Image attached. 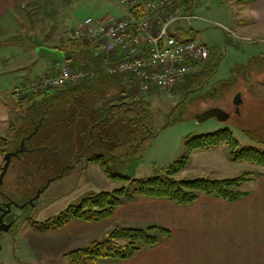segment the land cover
I'll list each match as a JSON object with an SVG mask.
<instances>
[{
    "label": "rangeland",
    "instance_id": "1",
    "mask_svg": "<svg viewBox=\"0 0 264 264\" xmlns=\"http://www.w3.org/2000/svg\"><path fill=\"white\" fill-rule=\"evenodd\" d=\"M91 1L93 2V0H36L35 5L29 6L34 10L26 8L21 12L25 14L24 17L9 19L10 24L2 25L0 31L8 33V36H11L10 39L23 40L29 47L34 48V52L27 55L25 46L21 45L23 41L9 44L10 40L0 39V43L8 42L7 46L0 47V57L9 56L16 61L15 64L11 63L12 67L9 71L0 73V81L4 87L9 84L10 79L12 83L14 79L16 82L22 78L33 77L12 89L11 93L15 96L16 90L24 85V82L27 84L33 79L45 76L42 75L45 72L49 74V65L58 62L37 57L34 39L42 41L46 47L49 45H53L50 48L63 47L59 45L58 39H52V37L62 35L63 41L66 42V36L72 28L81 24L88 15L93 14L87 6L92 3ZM230 1L191 0L190 6L193 5L192 11H194L192 15L196 16L197 20L191 27L184 22L182 24L184 32L173 31L182 40L196 41L206 45L209 51L212 50L216 58V64L212 66V71L215 73L196 92H191L192 87L186 85L188 82L182 79L169 90L151 92L148 95V99L151 98L152 119L153 123L155 120L157 134L148 145L145 155L140 161L120 163V166L108 164L113 174L128 177L130 180L113 181L99 165L88 162L87 158L98 153L96 144L79 157L85 148L84 142L80 144L74 141L62 148L61 152H52L41 149V142L37 138L28 141L27 147L30 150H39L25 152L19 159H14L1 187L4 194L2 198L6 196L17 205H25L51 179L55 180L41 194L35 208L28 206L14 209L13 213L19 221L10 232L3 233L0 238V264H71L67 256L70 252L86 248L94 241L105 239L108 232L118 226H130L124 221L145 215L144 208L140 206L124 208L121 205L115 210L111 219L102 222L75 221L62 229L49 232L34 228L35 224L38 226L54 218L71 206L80 205L92 194L112 192L123 187L133 190L137 187L135 182L137 180L165 176L171 164L187 155L185 143L190 136L230 130L239 142V148H256L264 152V34L242 32L233 27L226 18H219V16L223 17L224 10L228 14H233L235 8L248 7L247 2L243 6L238 4L237 7L231 8L228 6ZM29 2L30 0L24 4L27 5ZM209 7L216 10V15L205 12V9ZM218 9L221 11L220 15ZM108 17L111 16L105 15L100 18ZM15 35L17 37H14ZM86 62L88 61L85 60ZM61 64L76 66L73 62ZM212 68L207 69V73L210 74ZM112 80L116 81L115 87H117L114 93H118L116 90H120L123 85L124 89L131 91L132 87L125 85V80L118 75ZM93 83L94 81L90 82L92 85ZM45 93H56V91ZM13 95L8 94L4 97L12 105V109H17L11 118L15 124V130L12 129L8 138L6 137L9 140L8 152L15 151L25 138L23 136L33 128L31 117L25 109L16 104V100L23 99H18L16 96L15 98ZM237 96L240 99L239 105L235 101ZM210 109H220L231 117L227 121L212 118L198 123L197 116ZM31 114L35 115L37 111H31ZM189 157L187 170L179 173L178 179L194 180L204 177L225 179L239 177L245 172H254L259 175L264 173L263 167L255 164L232 161L229 156V147L226 145L211 151H196ZM0 159H2L0 167L3 169L5 155H1ZM67 167H73V169L65 170ZM244 187L242 186L241 191L245 189ZM174 216L171 212L168 216L158 215L165 224H170ZM128 228L140 229L141 227ZM172 232L176 238L164 240L170 243L164 246V249L169 246H178L177 241L182 233L177 229H173ZM228 233V229L223 228L215 240L218 257L226 254V249L221 242ZM163 244L160 243L158 247ZM184 246L186 247L183 250L180 249L176 255L180 261L172 262V264H192V261L199 258L196 253H188L194 250L188 243ZM173 258V253H169L166 256L159 255L158 259H151L148 263L159 264L163 259L172 261ZM204 260L207 259H200L198 262ZM209 261L211 264L215 262L214 258H209Z\"/></svg>",
    "mask_w": 264,
    "mask_h": 264
},
{
    "label": "trees",
    "instance_id": "2",
    "mask_svg": "<svg viewBox=\"0 0 264 264\" xmlns=\"http://www.w3.org/2000/svg\"><path fill=\"white\" fill-rule=\"evenodd\" d=\"M172 1L169 2V6L174 5ZM180 7L183 8L181 5ZM145 13L144 10H140L135 16L142 18L145 17ZM169 33L176 38L171 32ZM66 41V45L56 49L66 54V62L76 64V66L68 67L75 70L95 68L98 76L94 80H82L84 82L81 81L76 85H66L56 93L28 95L22 101L16 100V104L25 109L33 121L32 130L23 137L30 135L43 119L40 131L32 138H37L41 142V149L61 152L62 148L74 141L80 144L84 142L85 148L79 154L80 157L96 144L98 153L87 158L88 162L99 165L113 181L130 180L128 177L113 174L108 164L112 163L115 166L120 163L128 164L142 160L145 155L148 145L157 134L155 120L153 123L152 119L151 98L148 99L150 93L146 98H135L137 83L134 76H118L123 78L125 85L131 86L132 89L128 92L123 85L120 90H116L118 93H114L117 89L116 81L107 75L104 67L109 61H116L117 57H111L105 53L96 57L95 49L91 46L82 42ZM209 52V60L201 70L189 74L182 80L187 81L186 85L192 87L191 92L201 89L215 73L212 71V66L216 64V58L212 50ZM85 60L88 62L85 63ZM209 68H212L210 74L207 73ZM93 81V85L90 84ZM156 91L159 90L152 92ZM31 111H37V114L33 115ZM11 128L15 130L14 123ZM8 145L9 140L0 136V156L9 151ZM222 145L229 147V156L232 161H246L264 168V152L256 148H239L240 144L230 130L190 136L185 143L187 155L171 164L165 176L137 180L135 181L137 187L133 190L123 187L112 192L92 194L80 205L71 206L60 215L38 226L35 224L34 228L49 232L62 229L75 221L102 222L111 219L119 206L139 198L169 200L179 206H191L199 200L201 194H205L222 201L236 202L250 195L248 192L241 191V188L244 183L254 180L259 174L245 172L239 177L225 179L204 177L181 180L177 178V175L187 168L189 156L194 152L214 150ZM67 169H73V167H67L65 170ZM1 171L2 167H0V173ZM172 236V232L163 226L154 225L146 229L119 226L109 232L105 239L94 241L90 246L74 250L67 256L71 264L126 261L144 250L158 246Z\"/></svg>",
    "mask_w": 264,
    "mask_h": 264
},
{
    "label": "crops",
    "instance_id": "3",
    "mask_svg": "<svg viewBox=\"0 0 264 264\" xmlns=\"http://www.w3.org/2000/svg\"><path fill=\"white\" fill-rule=\"evenodd\" d=\"M26 1L29 0H0V28H2V25L10 24L8 21L9 19L15 20L18 17H24L25 14L21 12L26 8L31 11L34 10L33 7L29 6L31 4V6H33V4L35 5L36 0H30V2L25 5L24 2ZM190 1L191 0H173L172 3L174 5L180 4L183 6L182 16L186 17L193 16V5L191 4L190 6ZM247 2V8H235L233 14H228V12L223 9L225 11L222 12L223 17L219 16V18H226L233 27L242 32L264 34V0H231L228 6L231 8L237 7L238 4H240L239 6H243L244 3ZM87 6H89L93 13L90 15L97 18L109 15L116 19H121L124 15L123 12L118 9L114 0H93V2ZM205 12H211L212 15H216V10L212 9V7L206 8ZM98 13H100L99 16ZM218 14H221L220 9H218ZM184 22L186 24L185 19L177 20L171 26L170 32L178 40L185 42L190 40H182L173 32L174 30H181L184 32L185 29L182 25ZM78 25L80 24L75 25V27ZM6 28L8 29V27ZM0 33L2 32L0 31ZM10 37L11 36H8V33L5 34L3 32L0 34V39H2V41H11L9 44L23 41L20 39H10ZM14 37L17 36L15 35ZM63 37L64 36L62 35L59 37L53 36L52 39H58L59 45L64 46L67 41H63ZM66 38V40H68V35ZM2 41L1 43H4ZM1 43L0 47L2 48L8 44V42H5L4 44ZM21 45L25 46L27 55L34 52V48L29 47L25 41H23V43L21 42ZM49 47H53V45H49ZM35 55L37 56V54ZM11 63L15 64L16 61L10 59L9 56L0 57V73L2 71V73L9 71L12 67ZM49 66V74H45L47 73L45 72L42 73V75L54 74L61 66L68 67V65H63L61 63H51ZM31 78H22L16 82L14 79L12 83L10 79L9 84L6 87H4V84L0 81V136L8 138V135L12 130L10 126L14 123L11 118L12 115H14L13 112L16 113L15 108H13V110L12 105L4 98L5 95H13L11 93L13 88L18 86L21 82L28 81ZM235 101L236 104L239 105L240 99L238 96ZM0 163H2V159H0ZM243 186H245V189L242 191L248 192L250 195L236 202L222 201L201 194L199 200L191 206H179L169 200L148 198H139L135 201L123 204L122 206H124V208L140 206L146 211L145 215H141L133 220H123L126 225H130L128 227L134 226L141 227L140 229H146L150 226L156 225L163 226L172 231L173 229H177L182 233L177 241L178 246H169L164 249V246L170 244L169 242L164 241L161 243H164L162 246L147 249L146 251L144 250L129 260L119 262L102 261L100 264H149V260L158 259L159 255L166 256L169 253H173L174 258L172 261L163 259L159 262V264H172V262L180 261V258L177 259L176 255L180 252V249L183 250L186 247L184 246L185 243H188V245L191 246L190 248H194L193 252L188 253H196L199 255V258L192 261V264H211L209 258H214L215 262L213 264H264V173L254 180L244 183ZM135 202L137 204H135ZM170 212L174 213L175 216L172 218L170 224H165L158 215L168 216L170 215ZM123 227L125 226L123 225ZM225 227L228 229L229 233L222 238L221 245L225 247L226 254L223 257H218L215 240L219 237L220 230ZM172 234L174 236H172V238H176L173 232ZM200 259L207 260L198 262Z\"/></svg>",
    "mask_w": 264,
    "mask_h": 264
},
{
    "label": "built area",
    "instance_id": "4",
    "mask_svg": "<svg viewBox=\"0 0 264 264\" xmlns=\"http://www.w3.org/2000/svg\"><path fill=\"white\" fill-rule=\"evenodd\" d=\"M115 1L125 18L89 16L69 32L68 40L91 46L96 57L104 53L117 57L116 61H109L104 70L109 77L134 76L136 99L146 98L156 89H171L208 62L210 52L206 45L180 41L169 33L177 20L185 19L192 26L197 19L183 17L180 5L169 6L171 0ZM140 10L146 12L145 17L135 16ZM97 76L95 68L75 70L61 66L54 74L23 83L15 96L25 99L28 95L58 92L66 85L94 80Z\"/></svg>",
    "mask_w": 264,
    "mask_h": 264
},
{
    "label": "water",
    "instance_id": "5",
    "mask_svg": "<svg viewBox=\"0 0 264 264\" xmlns=\"http://www.w3.org/2000/svg\"><path fill=\"white\" fill-rule=\"evenodd\" d=\"M34 41L36 43V54L38 57L43 58V59L48 60V61H52V62H58V63L66 62V54L64 52H62L61 50H58L56 48L46 47L43 45L42 41H39L38 39H34ZM212 118H218L220 121H227L230 118V114H228V113H226L220 109H210V110L202 113L201 115L197 116V121H198V123H202V122L210 120ZM42 124H43V119H41L39 121V123L36 125L34 131L30 135H28L27 137L22 139L21 144L19 145V147L15 151L8 152L5 154V164H4L2 172L0 174V197L3 195L2 191H1V187L4 184V179L9 172V169H10L11 164L14 161V159H19L21 157V154H23L25 152L36 151V149L30 150L27 147V142L30 141L34 136H36L38 134ZM62 176H60V177H62ZM54 180L55 179H51L48 182V184L45 187H42L40 189V191L37 193V195L32 200H30L27 204L20 206V205H17L15 203L11 202V203L7 204V206L10 207L11 205H15L18 208H25L28 205H31L32 207H35L36 206L35 202L40 198L41 194L46 190V188ZM0 211H3L2 207H0ZM9 212L10 211L3 212V214L0 216V238H1L3 233H7V232L11 231L13 223L8 224V223L3 221V218ZM0 249H1V246H0Z\"/></svg>",
    "mask_w": 264,
    "mask_h": 264
},
{
    "label": "flooded vegetation",
    "instance_id": "6",
    "mask_svg": "<svg viewBox=\"0 0 264 264\" xmlns=\"http://www.w3.org/2000/svg\"><path fill=\"white\" fill-rule=\"evenodd\" d=\"M4 196V194L0 197V207H2L3 211H0V216L3 214V212H7L10 211L9 213L6 214V216L3 218V221L6 223H13L11 230L13 229L14 225H16V223L19 221V219L16 217V215L13 213L16 207L15 205H11L10 207L7 206V204L11 203V200L5 196V198L3 199L2 197ZM37 205V202H35ZM31 208H35L32 207L31 205H28ZM27 206V207H28Z\"/></svg>",
    "mask_w": 264,
    "mask_h": 264
}]
</instances>
